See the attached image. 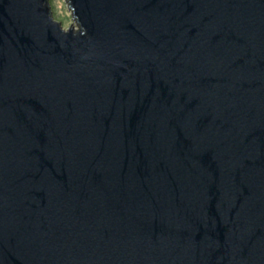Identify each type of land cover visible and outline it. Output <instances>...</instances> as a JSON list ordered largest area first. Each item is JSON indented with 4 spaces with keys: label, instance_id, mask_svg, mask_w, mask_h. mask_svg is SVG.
<instances>
[{
    "label": "water",
    "instance_id": "1",
    "mask_svg": "<svg viewBox=\"0 0 264 264\" xmlns=\"http://www.w3.org/2000/svg\"><path fill=\"white\" fill-rule=\"evenodd\" d=\"M0 0V264H264V0Z\"/></svg>",
    "mask_w": 264,
    "mask_h": 264
},
{
    "label": "rangeland",
    "instance_id": "2",
    "mask_svg": "<svg viewBox=\"0 0 264 264\" xmlns=\"http://www.w3.org/2000/svg\"><path fill=\"white\" fill-rule=\"evenodd\" d=\"M56 17L64 20V26H75L77 23L73 18V12L67 0H49Z\"/></svg>",
    "mask_w": 264,
    "mask_h": 264
}]
</instances>
